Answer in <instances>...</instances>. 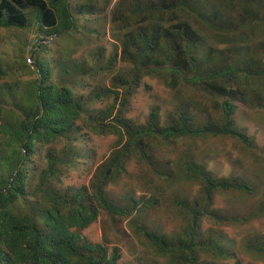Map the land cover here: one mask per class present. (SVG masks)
Masks as SVG:
<instances>
[{
  "label": "trees",
  "instance_id": "16d2710c",
  "mask_svg": "<svg viewBox=\"0 0 264 264\" xmlns=\"http://www.w3.org/2000/svg\"><path fill=\"white\" fill-rule=\"evenodd\" d=\"M113 1L0 0V29L35 26L30 55L24 41L0 59V264H117L122 255L118 246L109 252L106 240L97 242L82 232L101 210L110 220L121 221L136 212L137 233L156 254L169 257V264H224L235 253L220 237L206 234L203 221L244 224L264 215V190L257 183L244 175L219 177L204 160L187 159V153L176 161H181L179 177L198 179L202 186L200 196L173 199L184 221L178 231L158 233L140 224V216L155 208L158 199L148 203L131 193L128 203L107 193L110 182L126 172L133 153L161 180L172 177L171 171L154 164L149 153L159 140L235 137L249 149L255 147L235 115L241 104L264 110V62L256 57L264 56V41L255 42V32H246L264 24V0H117L111 6ZM92 21L97 22L91 27ZM107 24L122 37L120 57L115 50L107 55L89 35ZM205 31L211 33L210 39L233 45L225 47L223 58H218V48L207 44ZM201 43L208 56L199 53ZM89 45L86 56L75 58ZM116 70L111 86L88 80ZM147 76L174 89L181 83L193 85L219 113L202 119L185 102L165 124L156 107L144 124L136 123L126 110ZM102 100L106 104L97 109L94 104ZM88 131L113 133L118 146L87 184L61 188L57 183L64 170H74L84 155V149L73 143ZM57 142H66L63 154L52 147ZM226 191L260 196L261 201L243 216L212 210L216 194ZM253 249L264 255L263 244ZM140 264L148 262L141 259Z\"/></svg>",
  "mask_w": 264,
  "mask_h": 264
},
{
  "label": "rangeland",
  "instance_id": "374dc122",
  "mask_svg": "<svg viewBox=\"0 0 264 264\" xmlns=\"http://www.w3.org/2000/svg\"><path fill=\"white\" fill-rule=\"evenodd\" d=\"M101 19H99L98 23ZM97 21H94V25ZM2 40L0 42V59L7 57L19 44L27 41V54L30 55V48L35 43V26H29L24 29H0ZM211 34L209 31H207ZM248 34L255 32V42L264 41V24L257 25L254 29H247ZM95 36V35H94ZM77 34L70 41L73 44ZM65 36L61 42H65ZM235 44L239 43V38L235 39ZM48 40H39V42H47ZM60 42V40H58ZM16 42L18 44L16 45ZM219 44L214 39L210 41ZM253 40H251V43ZM120 44L119 35L114 34L109 40L104 38L98 42L99 46H105L107 54L109 50L115 49ZM16 45V46H15ZM96 43L93 46L95 48ZM91 45L83 47L75 55V58L86 56ZM233 45L219 44L218 50L221 48H229ZM103 50V49H102ZM222 51H224L222 49ZM225 52V51H224ZM251 54V51L248 49ZM27 55V56H28ZM74 55V54H73ZM234 57L238 58V53L233 49ZM252 55V54H251ZM221 53L218 58H223ZM260 57V62H264V56ZM217 58V61L219 60ZM31 63L33 60L28 59ZM105 62V61H104ZM251 62L254 67L258 64ZM117 72H105L102 75H96L97 78H89L90 82L101 85L103 82L107 86H111L112 76ZM201 93V98L199 95ZM113 97L110 96L108 102H112ZM187 102L194 109L196 117L202 116L215 118V114L219 113L218 108L213 107L211 102L207 101L205 94L200 92L196 87L190 84L181 83L176 89L168 86L163 80L153 76H147L142 80L140 87L134 92L130 99V103L126 110V115L138 124H144L151 110L156 107L158 116L162 120V124L167 121L169 116H174L178 110ZM105 101L95 103L97 109L105 105ZM191 111V110H190ZM201 112V113H200ZM210 114H213L211 117ZM236 121L238 126L246 132V136L254 138L255 147L249 149L245 142L235 137H227L224 140L216 139H178L164 142L152 143L149 153L153 155L154 164L163 170L171 171L172 177L168 180H161L152 168L141 161L137 154H131L125 164L126 172L121 174L120 178L110 182L107 188L108 196L115 200L119 198L125 199L129 203L128 196L134 193L136 199L142 198L148 200V203L158 199L155 208L146 210L140 217L141 223H145L151 229L161 232L170 233L178 231L184 221L179 214L173 199L176 196H185L191 198L200 196L202 184L198 179H188V177H179L180 162L178 158L180 154L187 153L199 162L204 160L208 170H211L219 177L240 176L244 175L252 183L259 185L260 191L264 190V110L249 108L241 104L236 113ZM118 136L113 133L94 134L88 131L85 135H80L78 140L73 143V147L81 146L84 152L77 162L76 168L73 170L65 169L61 182L58 186L65 188L67 186L78 187L87 184V180L95 172L98 165L106 162L112 151L118 146ZM66 143V142H65ZM64 142L54 143L52 145L56 152L63 154L66 148ZM151 147V146H150ZM183 159L184 155H183ZM183 170V167L180 168ZM259 194V193H258ZM260 195V194H259ZM260 196H241L237 191L219 192L215 196V200L211 205V209L219 213L237 216L246 215L247 212L255 208V204L260 203ZM126 202V203H127ZM148 211V213H147ZM137 213L130 215L128 218L110 220L105 210H101L98 219L83 230V234L94 241H107L109 252H112L113 246H118L121 251V258L118 264H140L141 259L148 264H169V257H162L156 254L149 243L146 241L142 233L138 234L136 223L138 222ZM136 221V223H135ZM203 231L209 232L214 236L222 239L224 245L235 253L234 258L226 259L224 262L233 264L235 260L239 264H264V255L254 250V245L263 244L264 242V215L248 221V223H219L205 219L203 221ZM107 237V238H106ZM219 263H224L217 259ZM224 263V264H226Z\"/></svg>",
  "mask_w": 264,
  "mask_h": 264
},
{
  "label": "clouds",
  "instance_id": "9594fccd",
  "mask_svg": "<svg viewBox=\"0 0 264 264\" xmlns=\"http://www.w3.org/2000/svg\"><path fill=\"white\" fill-rule=\"evenodd\" d=\"M75 1H77V0H75ZM117 0H114L113 1V3L111 4V6H113V4L116 2ZM72 7H74V6H72ZM93 21L90 23V26L92 25L93 26ZM91 26V27H92ZM68 33V32H67ZM114 34H116V33H114L112 30H111V28H110V26H109V24H107L105 27H102V26H100L99 25V30L96 32V33H93V34H89L92 38H95L96 40V42H99V41H101V40H103L104 38H107V39H111L112 38V36L114 35ZM95 35V36H94ZM203 35H205L206 36V41H207V44L208 45H211L212 47H216V48H218L219 47V44H222V45H224L223 43H221V42H219L218 40H216L215 39V41L216 42H218L219 44H214V43H211L210 41L212 40V39H210L209 37H211L212 35L211 34H209L207 31H205L204 33H203ZM121 39H122V37H120L119 36V40H120V44L115 48V49H113V50H110V49H108L109 50V53L111 52V51H117L118 52V56L119 55H121V51H122V41H121ZM103 47V49L106 51V48H105V46H102ZM200 47V49H202L203 51L202 52H199V53H201V54H203V55H205V56H208V50H207V48L205 47V45H204V43H201V45L199 46ZM222 49L223 50H225V48H221V53H225V52H222ZM207 53V54H205V53ZM106 53H107V51H106ZM108 53V54H109ZM107 54V55H108ZM218 56H220V55H218ZM120 57V56H119ZM99 217V216H98ZM98 219V218H97ZM96 219V220H97ZM95 220V221H96ZM95 221H93V222H95ZM92 222V223H93ZM91 223V224H92ZM90 224V225H91ZM89 227V226H88ZM88 227H86V228H88ZM86 228H83L82 229V232H83V230L84 229H86ZM158 233H164V232H161V231H157ZM120 260V259H119ZM118 264V263H117Z\"/></svg>",
  "mask_w": 264,
  "mask_h": 264
}]
</instances>
